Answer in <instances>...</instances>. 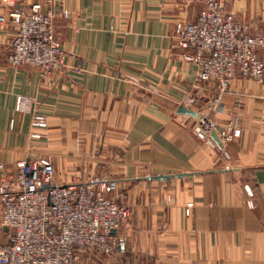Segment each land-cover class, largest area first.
I'll return each instance as SVG.
<instances>
[{"label":"crops","instance_id":"obj_1","mask_svg":"<svg viewBox=\"0 0 264 264\" xmlns=\"http://www.w3.org/2000/svg\"><path fill=\"white\" fill-rule=\"evenodd\" d=\"M36 1L19 0L17 8ZM56 5L69 16L56 21L68 68L49 80L7 62L16 28L0 24V178L34 157L48 160L64 184L116 183L107 196L135 206L126 255L91 253L85 264H264V76L237 78L221 98L214 81L199 80L185 59L193 51L174 37L178 22L199 17L198 5ZM230 10L249 33L264 34V0H239ZM8 12L0 2V16ZM258 56L264 63L263 50ZM189 98L195 103L183 106L223 131L240 129V137L223 150L211 136L199 138L197 116L178 112ZM35 117L46 127L34 126ZM8 232L0 223V246Z\"/></svg>","mask_w":264,"mask_h":264},{"label":"built area","instance_id":"obj_2","mask_svg":"<svg viewBox=\"0 0 264 264\" xmlns=\"http://www.w3.org/2000/svg\"><path fill=\"white\" fill-rule=\"evenodd\" d=\"M18 1L0 0L9 8L7 15L0 16V24L16 28L7 62L13 67H35L44 80L65 72L67 53L56 21L68 14L57 9V0H37L24 9L17 8ZM236 1L183 0L187 7L200 6V15L195 21L178 22L174 33L179 47L193 51L185 59L197 65L199 80L214 81L220 98L237 78L261 81L264 76V63L258 56V51H264V34L249 33L236 19L230 10ZM25 102L18 100V110H25ZM194 103L189 98L178 106ZM33 124L46 127L42 117H35ZM217 128L207 115H198L193 125L201 139ZM240 135V129L229 126L222 142L226 146ZM225 156L229 157L227 152ZM115 189V182L74 179L64 184L46 159L29 157L16 162L14 171L0 178V223L9 230L8 243L0 246V264H85L83 257L91 253L126 255L133 210L107 196L108 190ZM122 264L132 263L125 259Z\"/></svg>","mask_w":264,"mask_h":264},{"label":"water","instance_id":"obj_3","mask_svg":"<svg viewBox=\"0 0 264 264\" xmlns=\"http://www.w3.org/2000/svg\"><path fill=\"white\" fill-rule=\"evenodd\" d=\"M178 112L182 113V114H188V115H192V116H197L196 112H194L192 109H190V108H188L186 106H180L179 109H178ZM220 131H222V133L224 134V131L220 127H218L217 130L213 131L210 136L217 143L218 147L221 150H223L225 148V145L223 144L222 139L219 137V132ZM47 188H48V186H45V189H47ZM112 234L115 235L116 231H113Z\"/></svg>","mask_w":264,"mask_h":264},{"label":"rangeland","instance_id":"obj_4","mask_svg":"<svg viewBox=\"0 0 264 264\" xmlns=\"http://www.w3.org/2000/svg\"><path fill=\"white\" fill-rule=\"evenodd\" d=\"M119 202V201H118ZM120 203V202H119ZM124 205H126V204H124ZM126 206H128V207H130V208H132V210H134L135 209V206L134 205H126ZM133 215V214H132ZM131 222V221H130ZM130 224V223H129Z\"/></svg>","mask_w":264,"mask_h":264}]
</instances>
